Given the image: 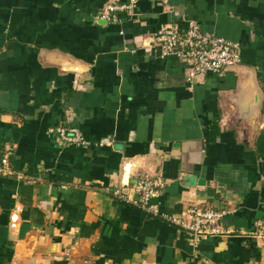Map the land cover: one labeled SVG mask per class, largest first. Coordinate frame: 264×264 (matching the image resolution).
<instances>
[{
  "label": "crops",
  "instance_id": "obj_1",
  "mask_svg": "<svg viewBox=\"0 0 264 264\" xmlns=\"http://www.w3.org/2000/svg\"><path fill=\"white\" fill-rule=\"evenodd\" d=\"M126 1L0 0V264H264V0H136L99 22ZM168 24L229 39L241 63L189 83L153 40ZM146 175L167 182L159 212L233 224L195 243L136 204Z\"/></svg>",
  "mask_w": 264,
  "mask_h": 264
},
{
  "label": "built area",
  "instance_id": "obj_2",
  "mask_svg": "<svg viewBox=\"0 0 264 264\" xmlns=\"http://www.w3.org/2000/svg\"><path fill=\"white\" fill-rule=\"evenodd\" d=\"M136 0H127L123 3L106 4L98 17L107 22H118L119 12H128L133 9ZM153 40L162 50L163 55H174L186 65V79L193 83L206 75L223 76L228 70L242 61L239 47L236 43L214 32H207L196 24L179 27L168 24L159 28L153 35ZM50 133L64 143L87 145L85 137L76 127L58 125L50 128ZM104 139L103 142H109ZM14 148L9 143L3 146L0 156V175L13 174L12 155ZM167 185L162 177L143 176L136 184V191L140 199L135 201L138 206L154 214H160L165 219L180 227L193 237L195 243L209 237L226 234L224 216L226 211L212 207H203L193 204L186 208L182 215H171L159 212L150 200L159 197ZM18 216H12L13 225ZM254 236L264 238V221L257 223Z\"/></svg>",
  "mask_w": 264,
  "mask_h": 264
},
{
  "label": "water",
  "instance_id": "obj_3",
  "mask_svg": "<svg viewBox=\"0 0 264 264\" xmlns=\"http://www.w3.org/2000/svg\"><path fill=\"white\" fill-rule=\"evenodd\" d=\"M101 24H105L107 23V21L105 20H100L99 21ZM129 174H126V179L128 180ZM126 180V181H127ZM224 220L228 222V224H233V214L232 213H228L224 216Z\"/></svg>",
  "mask_w": 264,
  "mask_h": 264
}]
</instances>
